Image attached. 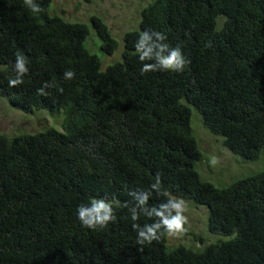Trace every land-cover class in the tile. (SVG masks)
<instances>
[{"label": "trees", "instance_id": "1", "mask_svg": "<svg viewBox=\"0 0 264 264\" xmlns=\"http://www.w3.org/2000/svg\"><path fill=\"white\" fill-rule=\"evenodd\" d=\"M50 1L35 0L32 13L23 0H0V96L24 111L64 112L62 131L0 133V264H264V0H150L123 34L121 59L103 69L83 44L86 24L49 14ZM89 19L112 52L103 19ZM145 30L181 48L182 72L141 74L152 62L135 49ZM17 53L29 72L10 88ZM44 82L47 97L37 93ZM190 107L231 152L261 154L262 168L222 187L201 179ZM157 176L160 194L150 187ZM130 192H152L149 206L173 196L203 204L208 231L229 237L200 250L167 247L166 234L141 246L128 209L115 204L116 223L81 225L78 205L134 204Z\"/></svg>", "mask_w": 264, "mask_h": 264}, {"label": "rangeland", "instance_id": "2", "mask_svg": "<svg viewBox=\"0 0 264 264\" xmlns=\"http://www.w3.org/2000/svg\"><path fill=\"white\" fill-rule=\"evenodd\" d=\"M149 1L51 0L49 14H57L64 20L79 21L86 24L87 33L83 44L90 52L99 57L103 69L106 65L121 59L123 34L126 31L137 29L140 11ZM92 14L103 19L116 42L115 48L110 53L101 49L100 39L90 23L89 17ZM63 118V108L54 112H49L43 108L24 111L12 107L0 96L1 134L11 136L16 132H37L47 127L62 131ZM190 125L201 153V158L195 162L196 171L201 179L208 181L215 187H222L262 168L263 158L261 154L254 159H248L231 152L222 145L220 135L212 134L206 128L201 114L193 107H190ZM213 160L215 163H211ZM173 197L185 202L189 223L186 225L187 233L182 236L172 237L166 234L165 245L167 247L181 245L192 250H200L208 243L225 240L229 237L208 231V211L205 205L195 203L188 198Z\"/></svg>", "mask_w": 264, "mask_h": 264}, {"label": "clouds", "instance_id": "3", "mask_svg": "<svg viewBox=\"0 0 264 264\" xmlns=\"http://www.w3.org/2000/svg\"><path fill=\"white\" fill-rule=\"evenodd\" d=\"M24 6L32 13H39L41 7L35 3V0H23ZM153 37L155 38L153 40ZM166 40V35L161 31H143L135 44L138 59L141 62L152 61L151 63H142L141 74L148 72H182L189 61L182 54L179 46L170 48ZM210 46V45H209ZM166 53V54H165ZM29 61L23 54L17 53L15 56V78H9L8 86L18 87L24 83V76L29 72ZM64 76L67 80L75 78V73L71 70L66 71ZM49 82L37 89V93L47 97L49 95L46 89L52 88ZM58 91L63 93V88ZM215 163V160L211 161ZM151 189L157 194L161 193V181L159 176L156 182L150 185ZM135 201L134 204L128 202L120 203L115 197L112 200L105 198H93L88 203H81L77 206V218L82 226L89 229H104L109 223L117 222L116 209L114 204L121 208H127L130 218L133 221L132 228L137 232V243L141 246L150 244L153 241H159L165 234L172 237H179L187 233L186 225L189 218L186 215L187 206L182 199L171 198L158 206H149V198L152 192H130ZM143 216L152 223H145L141 226L137 221ZM142 251L141 247L138 249Z\"/></svg>", "mask_w": 264, "mask_h": 264}]
</instances>
